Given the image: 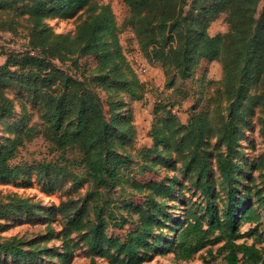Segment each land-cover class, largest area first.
<instances>
[{
  "label": "trees",
  "instance_id": "obj_1",
  "mask_svg": "<svg viewBox=\"0 0 264 264\" xmlns=\"http://www.w3.org/2000/svg\"><path fill=\"white\" fill-rule=\"evenodd\" d=\"M260 1L191 0L183 10L184 0H125L129 15L124 24L135 31L138 47L150 62H167L182 77L190 75L201 60H220L232 111L251 84H259V96L264 100V0L257 13ZM80 10L93 14L77 27L71 41L68 35L51 32L40 24L41 18L50 14L69 17ZM220 13H225L228 30L208 34L209 22ZM18 25L27 29L32 50L7 53L0 64V86L16 84L39 99L41 122L19 131L0 148V180L16 178L24 171L22 164L10 161L18 146L40 135L53 150L74 149L76 153L72 157L60 154L49 162L38 161V173L56 171L74 179L84 176L96 190L128 185L154 198L169 197L175 191L177 177L144 182L132 178L128 174L131 156L113 148L115 142L123 149L135 137L131 110L121 99L109 97L108 110L104 111L94 88L69 68L79 67L80 56L92 55L104 88L120 91L129 100L142 98L145 85L122 53L109 4L93 0H0V30L16 31ZM11 113L12 101L0 90V120ZM153 114L150 134L154 148L142 147L137 154L145 161L159 146L168 150L174 145L182 154L183 174L204 200L203 204H185L182 218L170 228L172 236L166 237L163 249L177 260H188L205 245L220 242L215 252L224 253L226 264H239L240 260L264 264V178L261 185L249 178L250 183L240 193L236 173L239 164L231 156L237 143L231 116L225 129L217 133V140L227 150L215 154L222 196L209 177L208 156L201 150L207 130L204 120L202 125L199 123L201 113L193 114L187 124L164 107L155 106ZM259 131L264 138V122ZM85 212V206L76 207L67 220L64 234L81 232V240L64 242L58 264H68L81 241L93 254L88 264H96L95 256L122 264H141L149 257L152 245L160 243L161 236L130 247L123 254L113 251L101 244L104 220L100 213L99 221L91 226L89 220H84ZM161 223L155 222L156 226ZM243 224L250 226L241 230ZM242 237L251 242L237 241ZM4 250L11 256L25 254L17 246H5Z\"/></svg>",
  "mask_w": 264,
  "mask_h": 264
},
{
  "label": "rangeland",
  "instance_id": "obj_2",
  "mask_svg": "<svg viewBox=\"0 0 264 264\" xmlns=\"http://www.w3.org/2000/svg\"><path fill=\"white\" fill-rule=\"evenodd\" d=\"M93 1L109 4L118 28L116 33L122 53L145 85V92L142 98L129 100L120 91L104 88L100 84L97 62L89 54L80 56L79 67H69L70 71L94 88L104 111L108 110L109 97L121 99L126 104L125 108L131 110V122L135 128L133 141L123 149L115 142L113 145L114 150L131 156L129 176L142 182L168 181L174 176L178 178L174 184L175 191L169 197L154 198L147 191L135 190L128 185L96 190L84 176L74 179L56 171L38 173L35 167L38 161L49 162L60 154L72 157L76 153L74 149H66L65 152L53 150L50 143L38 135L18 146L10 161L22 164L24 171L16 178L0 180V264H58L64 242L81 240V232L73 231L67 236L63 232L67 220L80 206L86 207L84 220H89L91 226L99 221L97 213H100L104 220L101 244L113 251L123 254L130 247L161 236L160 243L152 245L149 257L141 264H226L224 253L215 252L220 242L205 245L188 260H177L172 252L163 249L165 240L172 236L170 228L182 218L185 204H203L204 200L183 174L182 154L174 145L168 150L159 146L158 151L145 161L137 152L142 147L154 148L150 126L155 106L169 110L183 124L200 112L203 119H199V123L202 125L204 120L207 129L201 150L208 156L209 177L215 182V190H220L223 196L215 154L226 153L227 150L217 140V133L225 129V123L231 116L237 134L231 156L239 164L236 173L240 193L250 183L249 178L261 185L264 178V138L259 131L264 122V100L259 96L261 87L258 83L251 84L245 98L230 111L231 100L224 90L220 60H201L190 75L182 77L167 62H150L141 52L135 31L124 24L129 15L125 0ZM190 1L184 0L183 10L188 8ZM262 4L263 0L257 5V13ZM91 14L90 10H80L69 17L53 13L41 18L40 24L49 27L51 32L68 35L71 41L77 27L85 19H91ZM22 22L27 24V21ZM227 30L225 13L216 16L207 27L210 35ZM27 50L32 48L23 25L16 26V31L0 30V64L7 53ZM0 90L12 101L11 115L0 120L1 148L19 131L41 122L42 103L16 84H5L0 86ZM152 221L154 223L151 224ZM155 222L162 223L156 226ZM248 226L250 224H243L241 230ZM243 239L251 242L245 237L237 241ZM5 246H17L25 254L8 255ZM91 256L88 246L81 241V245L73 249L68 264H88ZM95 259L96 264H122L102 256H95ZM239 264L248 263L240 260Z\"/></svg>",
  "mask_w": 264,
  "mask_h": 264
}]
</instances>
